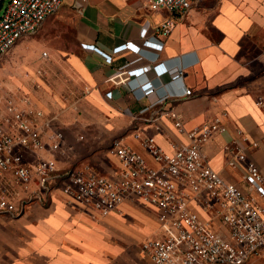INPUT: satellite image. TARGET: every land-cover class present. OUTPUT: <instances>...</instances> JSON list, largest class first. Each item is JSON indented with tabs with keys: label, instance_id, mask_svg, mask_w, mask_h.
Returning a JSON list of instances; mask_svg holds the SVG:
<instances>
[{
	"label": "crops",
	"instance_id": "obj_1",
	"mask_svg": "<svg viewBox=\"0 0 264 264\" xmlns=\"http://www.w3.org/2000/svg\"><path fill=\"white\" fill-rule=\"evenodd\" d=\"M59 9L65 18L72 17V36L63 41H51L46 33L34 37L49 54L44 55L41 46L27 50L31 62L25 66L32 74L23 76L20 91L46 116H55L53 125L63 131L66 146L43 151L59 169L88 165L105 175L116 174L121 161L109 151L116 138L155 164L135 133L153 136L172 152L179 142L189 140L172 113L182 117L186 129L218 115L227 129L205 144L209 161L264 207V195L246 180L247 160L228 162L234 149H243L264 172V106L256 102L264 94V0H199L183 14L153 9L148 0H64ZM55 12L25 36L42 31ZM170 17L174 26L164 34L159 26ZM143 27H148L149 38L163 42L162 49L114 52L127 40L142 44ZM83 43L111 54L112 61ZM14 47L25 51L18 42ZM154 59L185 71L175 79L168 73L159 76L153 69L135 77L133 83L153 81L156 88L148 95L111 78L127 62L137 67ZM186 87L192 88V95L182 94ZM109 90L112 97L106 94ZM36 156L26 153L30 163ZM196 207L208 215L201 205ZM158 232L154 206L126 200L118 210L102 216L55 189L27 199L17 212L0 213V264H156L140 243ZM256 262L264 264V253Z\"/></svg>",
	"mask_w": 264,
	"mask_h": 264
},
{
	"label": "built area",
	"instance_id": "obj_2",
	"mask_svg": "<svg viewBox=\"0 0 264 264\" xmlns=\"http://www.w3.org/2000/svg\"><path fill=\"white\" fill-rule=\"evenodd\" d=\"M148 1L153 9L164 7L183 14L196 0ZM63 2L0 0V59L19 39L37 31ZM174 23L173 17L167 18L159 29L168 34ZM141 36L142 44L127 40L116 45L114 52L130 49L142 53L146 47L163 48V42L148 37V27L142 28ZM83 45L100 50L94 44ZM101 52L108 62L112 61L111 54ZM43 53L47 55V51ZM131 63L122 65L111 78L133 91L140 89L143 95L152 93L156 86L148 78L133 83L135 77L153 69L159 76L168 73L175 79L185 71L182 66H170L157 59L137 67H129ZM4 94L3 106L0 105V213L17 212L27 199L43 197L55 189L92 206L102 216L118 210L124 201L134 200L158 210V234L140 243L142 252L156 264H257L256 259L264 253V207L236 183L226 180L211 165L204 149L210 139L227 129L221 116L186 129L182 117L172 113L177 128L189 139L179 142L172 152L153 136L135 133L155 164L122 138H116L109 151L119 157L122 167L114 175H105L88 165L59 169L54 158L43 152L66 146L63 131L53 125L55 116H46L28 96L15 89ZM106 94L112 97L113 91ZM182 94L192 95L193 90L186 87ZM256 102L264 106V94L258 95ZM27 152L37 154L34 163L26 158ZM236 160H247L246 180L264 195V172L259 163L239 148L234 149L228 162L235 165ZM18 185L28 193L27 197L18 196ZM196 204L208 215H202Z\"/></svg>",
	"mask_w": 264,
	"mask_h": 264
},
{
	"label": "rangeland",
	"instance_id": "obj_3",
	"mask_svg": "<svg viewBox=\"0 0 264 264\" xmlns=\"http://www.w3.org/2000/svg\"><path fill=\"white\" fill-rule=\"evenodd\" d=\"M197 1L199 0H196L194 3ZM72 23V17L65 18L61 13V9H59L48 18V21H46L45 25L41 28L42 31L28 35L30 37L24 36L18 41V46H22L25 51H18L14 47L10 52L0 59V97L2 98V103H0L1 106H3L4 96L2 95H5L4 92L8 91V89H15V91L20 94V91H22L25 84L23 76L32 74L30 69H28L29 67H27L31 62L29 57L30 52L27 50H37L38 47L41 46V51H47L49 54L48 49L43 48L42 45H40L39 42L34 39V37L39 36V38H43L44 36L42 37V35L46 33L49 36L46 38H49L51 41H63L64 39L72 36ZM65 33H67V35H65ZM46 56L48 57V55ZM38 69L36 72L41 74ZM18 191L19 197L24 198L28 196V193L21 185H18Z\"/></svg>",
	"mask_w": 264,
	"mask_h": 264
}]
</instances>
